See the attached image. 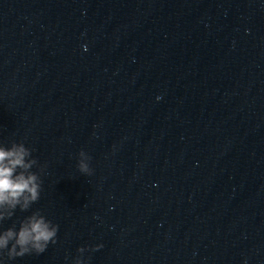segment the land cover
I'll list each match as a JSON object with an SVG mask.
<instances>
[{"label": "water", "instance_id": "1", "mask_svg": "<svg viewBox=\"0 0 264 264\" xmlns=\"http://www.w3.org/2000/svg\"><path fill=\"white\" fill-rule=\"evenodd\" d=\"M13 142L41 193L0 232L37 210L58 232L0 264H234L116 0H0V146Z\"/></svg>", "mask_w": 264, "mask_h": 264}, {"label": "clouds", "instance_id": "2", "mask_svg": "<svg viewBox=\"0 0 264 264\" xmlns=\"http://www.w3.org/2000/svg\"><path fill=\"white\" fill-rule=\"evenodd\" d=\"M84 156L83 151L80 152ZM38 161L31 158V150L23 143L13 142L10 147L0 146V222L10 219L19 208L27 211L40 199V176L33 172ZM81 173L91 174L89 165L81 160ZM58 225L47 220L40 211H35L15 225L0 232V256L8 259L23 257L26 254H42L50 243H56ZM97 248L102 245H97ZM85 248L78 252L83 254ZM74 264H83L77 257Z\"/></svg>", "mask_w": 264, "mask_h": 264}]
</instances>
